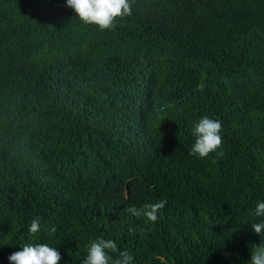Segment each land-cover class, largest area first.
Segmentation results:
<instances>
[{
	"label": "trees",
	"instance_id": "16d2710c",
	"mask_svg": "<svg viewBox=\"0 0 264 264\" xmlns=\"http://www.w3.org/2000/svg\"><path fill=\"white\" fill-rule=\"evenodd\" d=\"M130 3L101 31L66 0H0V264L28 243L82 264L100 237L133 264H249L264 243V0ZM205 116L223 142L199 158Z\"/></svg>",
	"mask_w": 264,
	"mask_h": 264
},
{
	"label": "clouds",
	"instance_id": "9594fccd",
	"mask_svg": "<svg viewBox=\"0 0 264 264\" xmlns=\"http://www.w3.org/2000/svg\"><path fill=\"white\" fill-rule=\"evenodd\" d=\"M66 6L73 9L76 16L85 24L96 25L101 31L113 29L118 19L132 15L130 0H66ZM222 123L218 119L207 116L201 118L194 126V143L189 155L205 158L210 153L217 152L222 147ZM223 156V152L217 153ZM167 200L154 204H144L140 209L131 206L127 209L131 214L144 216L155 222L158 213L166 206ZM254 215L264 217V202H258ZM39 219H33L29 228L30 233L39 231ZM252 228L260 236L264 235V219L253 223ZM134 231L130 229V232ZM253 251L249 264H264V243L252 245ZM110 253H118L114 258ZM11 264H59L61 255L56 247L47 243H28L22 250L12 253L8 257ZM82 264H133V257L127 250H118L115 241L100 237L88 245L87 255Z\"/></svg>",
	"mask_w": 264,
	"mask_h": 264
}]
</instances>
